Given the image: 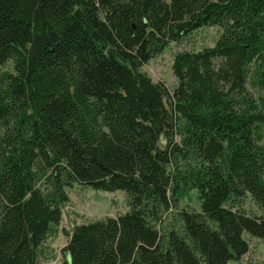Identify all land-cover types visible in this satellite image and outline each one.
Wrapping results in <instances>:
<instances>
[{"label": "trees", "instance_id": "1", "mask_svg": "<svg viewBox=\"0 0 264 264\" xmlns=\"http://www.w3.org/2000/svg\"><path fill=\"white\" fill-rule=\"evenodd\" d=\"M206 27L172 92L142 71ZM76 184L128 210L73 225L62 264H230L264 241V0H0V264L54 258Z\"/></svg>", "mask_w": 264, "mask_h": 264}, {"label": "rangeland", "instance_id": "2", "mask_svg": "<svg viewBox=\"0 0 264 264\" xmlns=\"http://www.w3.org/2000/svg\"><path fill=\"white\" fill-rule=\"evenodd\" d=\"M217 27H206L192 33L181 43H171L158 56L152 58L142 67L153 82L163 83L171 92L177 85L172 72L173 57L177 52L199 51L205 47H212L219 37ZM249 91L257 96L254 90ZM69 201L62 208L61 222L55 237L49 238L44 251L54 258L51 260L40 257L39 264H62V249L68 241L67 234L75 224L86 221H96L105 217H116L128 210L125 194L122 191L105 192L94 190L82 185H74L66 190ZM180 208L199 211L197 192L180 193ZM244 209L251 214H261L257 204L247 197L243 201ZM248 243V252L238 261L230 264H264V241L248 234L244 235Z\"/></svg>", "mask_w": 264, "mask_h": 264}]
</instances>
